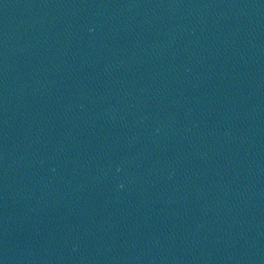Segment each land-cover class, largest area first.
<instances>
[{
	"label": "water",
	"instance_id": "obj_1",
	"mask_svg": "<svg viewBox=\"0 0 264 264\" xmlns=\"http://www.w3.org/2000/svg\"><path fill=\"white\" fill-rule=\"evenodd\" d=\"M0 264H264V0H0Z\"/></svg>",
	"mask_w": 264,
	"mask_h": 264
}]
</instances>
